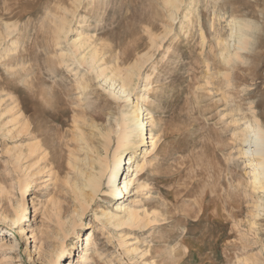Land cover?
<instances>
[{
  "label": "rangeland",
  "instance_id": "374dc122",
  "mask_svg": "<svg viewBox=\"0 0 264 264\" xmlns=\"http://www.w3.org/2000/svg\"><path fill=\"white\" fill-rule=\"evenodd\" d=\"M168 1L0 0V264H264V192L243 155L245 124L264 123V0ZM139 95L156 147L123 198L107 182ZM80 170L104 187L72 227ZM127 199L138 218L118 226Z\"/></svg>",
  "mask_w": 264,
  "mask_h": 264
},
{
  "label": "bare ground",
  "instance_id": "6f19581e",
  "mask_svg": "<svg viewBox=\"0 0 264 264\" xmlns=\"http://www.w3.org/2000/svg\"><path fill=\"white\" fill-rule=\"evenodd\" d=\"M177 1L178 0H169L168 2L169 5L173 8L175 7ZM231 23L233 25L231 38H233V40H237L238 50H243L242 47L244 46L245 42H247L245 41L247 38V35L245 33V29H247V26L242 23H237L236 21H231ZM10 28L11 27H8V29ZM10 35L11 34H8V36ZM2 41L0 39V44ZM90 60L91 63H95V53L92 54ZM100 75L104 78L105 82L109 84V87L112 89V94L115 98L122 100L131 96V84L128 83L129 81H126L127 79L123 78L119 74L117 75L116 73L113 74L112 77H109L105 74L104 70H100ZM118 88L119 90H117ZM147 101V96L139 95L136 99V102H134L133 104V108L124 114V134L115 155L114 168L107 182V188L109 190L107 192L112 195H121V197L125 198L124 194L132 191L130 189L138 179H130V176L132 175H130V173L135 172L136 175L140 169V165L138 164L136 156L138 155L139 150H141V146L144 144H149V148L154 149L156 147V136L153 133L154 120L152 113L148 108H146L145 104L147 103ZM243 131L245 133V148L243 150V155L248 158L250 162L249 168L253 173L252 184L254 186H257L256 188L259 189V192H264V123H262L261 119L256 117L254 124L246 123ZM147 132L150 133L149 139H145V133L147 134ZM127 148H131L134 150V155L129 158L128 163L124 161ZM132 164L133 166H131ZM124 170H127L128 174L123 180V186L120 187L118 184V179L123 176ZM80 174L81 178L78 180L77 177L76 182L73 184L75 204L72 214H70L71 218L69 219V224L71 223L72 227L76 226V223L82 219L84 214L88 211L90 204L93 202L95 196L99 192H101L104 187L103 181L101 179L103 173H100V176H96L95 174H88L87 172H84V170H80ZM124 203L116 207V211L122 213V216L115 215L114 217H112V221H116L118 223V226L120 225V222L124 221L126 218L131 223L133 221H136L138 218L136 212L133 210L136 201L134 199H127V204ZM16 212H18L16 214H20V211L18 209L16 210ZM61 214H59L60 217L58 216V218H61ZM20 220L21 216H17L16 221L19 222ZM16 221L11 222L14 223ZM64 226H66V224ZM88 228H92L91 223L88 224ZM62 230H64V228ZM64 232L66 234L70 233L68 229L64 230ZM85 237L86 239H83V236H79V238H81V241H87L88 245H90L91 237H88L86 235ZM62 253L64 252H61V254ZM72 253L73 251L69 250L67 252L69 256H71ZM80 253L81 254L78 256V258L80 259L79 262L86 260V258L83 257L84 249ZM61 254L56 255L58 262L52 259L49 264L60 263V260L62 259ZM64 264H66V262Z\"/></svg>",
  "mask_w": 264,
  "mask_h": 264
}]
</instances>
